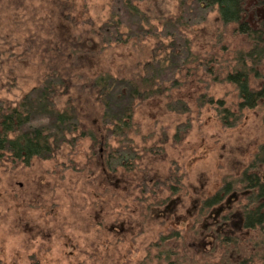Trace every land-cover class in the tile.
Segmentation results:
<instances>
[{
    "label": "rangeland",
    "instance_id": "1",
    "mask_svg": "<svg viewBox=\"0 0 264 264\" xmlns=\"http://www.w3.org/2000/svg\"><path fill=\"white\" fill-rule=\"evenodd\" d=\"M24 1L0 0V75H6L0 78L1 97L12 102L47 75H63L67 82L52 87L48 101L57 107L61 105L57 101H73L81 128L89 132L102 129L100 102L87 85L101 70L135 78L140 94H159L141 101L133 114L132 145L125 147L123 159L128 182L121 185L129 188L133 181L131 191L121 192L102 174L106 148L94 146L91 137L76 138L50 160L0 164L2 262L169 264L171 256L173 264H264V223L253 228L243 224L244 214L260 209L263 202L248 183L240 182L251 164L247 171L264 181V166L256 158L264 146V104L242 108L236 87L225 80L237 66L236 53L253 49L254 34L248 37L233 26H223L216 9L205 13L196 0H133L165 37L133 34L125 44L103 51L90 48L97 58L65 57L57 52L59 34L66 38V29L80 34L90 29L88 22L100 24L108 16V0H76L73 12H83L77 26L55 19L53 0L25 5ZM251 3L248 0V19L257 25L264 7ZM47 11L54 14L46 23L42 17ZM173 18L185 24L179 22V33L168 36L175 30L165 23H174ZM127 31L133 33L136 27ZM185 39L192 53L186 51ZM167 53L176 55V65L173 58L170 62L163 57ZM160 58L164 62L156 60ZM202 58L207 64H200ZM148 62L161 66L158 78L168 84L158 91L159 82L140 73ZM258 71V76L249 77L252 90L263 86L264 62ZM174 80L181 81L176 91L170 84ZM203 94L223 104L217 108L209 100L201 101ZM152 142L158 146L145 149ZM145 177L158 181L142 185L137 201L135 183ZM226 184L231 190L221 195L223 201L198 215L197 200L213 196ZM156 191L162 200L158 205L171 203L164 215L148 200ZM122 199L127 203L118 201Z\"/></svg>",
    "mask_w": 264,
    "mask_h": 264
},
{
    "label": "trees",
    "instance_id": "2",
    "mask_svg": "<svg viewBox=\"0 0 264 264\" xmlns=\"http://www.w3.org/2000/svg\"><path fill=\"white\" fill-rule=\"evenodd\" d=\"M34 1L38 2V4L42 2V0H25L23 3L25 5ZM75 2L76 0H53L56 9L55 19L60 17L62 23L66 24V26H77L83 12L82 10L77 13L73 12L72 7L76 4ZM253 2L256 6L264 7V0H252ZM196 3L205 13H209L212 8L216 9L223 26H233L234 30H238L240 34H246L248 37L254 34L255 37L250 39L253 49L251 51L244 49L236 53L237 66L226 73L228 75L225 80L235 84L237 87L242 108L253 109L258 106L261 100L264 103V82L261 90L256 92L250 89L249 83L250 75L255 74L258 76L260 73L258 71L259 65L264 62V14L256 19L259 22L255 25L248 19L251 13V8H248V0H196ZM107 7L109 9L108 16L99 20L100 24L98 22L97 24L96 20L90 21L87 23L90 29H85L80 34L66 29V38L59 34L56 40L57 52L62 53L65 57L75 55L72 56L73 58L92 55L93 58H97L95 50L103 51L113 44H125L128 42L127 37L133 34H138L144 39L152 36L158 37L159 35L165 37L161 31L159 32L156 25L152 23V19L150 20L141 8L138 9L134 5L133 0H108ZM53 14L52 11H47L42 17L44 22L50 20V16ZM253 15L257 17L255 14ZM136 17L139 20H136ZM181 18H183L182 15ZM133 19L134 21H132ZM173 20L174 23H171L170 20L165 23V25L170 28L173 27L172 29L175 30L173 33L168 32V36L179 33L176 30H178L177 27L180 21L178 19H176L178 21H175L174 18ZM51 23L53 21L49 24L51 25ZM180 24L182 26L185 24L182 19ZM134 26L136 31L133 33L127 31L128 29L132 32ZM81 36L83 37L82 39ZM93 44L96 46L93 47ZM184 46L188 53H192L188 39H185ZM90 48H95V50ZM165 56L168 59L167 61L170 60V62L173 58V65H176V55L170 57L169 53H167L163 57ZM88 57L86 56L85 59ZM162 58L156 60H160L162 63L165 60ZM189 58L193 60L194 55L191 54ZM89 60L93 61L92 59ZM200 61L201 65L207 64L205 58ZM142 69L139 70H142L140 72L141 75L152 76L159 82L156 86V91L162 85H168L161 82L158 78L161 66L148 62ZM5 76L0 75V78ZM49 76L47 75L43 81H39L28 91L21 93L12 102H10V98L0 96V164L11 161V163L28 165L36 157L50 160L55 156L58 149L68 144H73L77 141L75 140L76 138L91 137L94 146L100 144L106 148L105 168L108 171L118 173L122 172L120 171L122 169L127 172L128 170L123 162L126 154L124 149L132 145L133 114L141 101L148 100L159 93L151 91L150 93L140 94L134 83L135 78L125 79L120 74L113 73L110 70H101L99 74L90 78V83H87L89 87L95 90L101 106L100 115L104 133L101 134L100 130H97L95 134L91 130L88 132L81 128L77 107L73 101L70 100L64 103L57 101L58 104L61 103L59 107H57L55 101H48V91L56 85L61 86L67 82L63 75ZM1 84L4 85L5 82H1ZM170 84H172V89L176 91L181 81L174 80ZM0 89L2 90L3 88ZM203 97H207V95H203ZM219 103L223 104L222 100ZM176 104L174 105L175 108L178 107V104ZM222 119H224L225 124L230 120L229 116L222 117ZM152 147L154 146L151 145L145 149L150 151L153 149ZM247 170H245V174L243 173L244 176H241L240 182L248 183L249 188L252 191H256L257 197L255 192L253 196L263 202L260 206L261 208H257L256 211H262V209L264 210V181L257 174H249ZM219 195L212 202L208 201L207 203L210 205L216 204L220 201L217 198ZM158 199H160L159 194ZM252 216L256 219L258 225L263 223V214L254 212ZM249 226L251 225L249 224ZM171 237L173 236L171 235ZM159 239L162 240L163 238L159 236ZM168 260L170 261L169 264H173L171 256H169ZM0 264L8 263L2 262L0 258Z\"/></svg>",
    "mask_w": 264,
    "mask_h": 264
},
{
    "label": "flooded vegetation",
    "instance_id": "3",
    "mask_svg": "<svg viewBox=\"0 0 264 264\" xmlns=\"http://www.w3.org/2000/svg\"><path fill=\"white\" fill-rule=\"evenodd\" d=\"M86 56H91V55H86ZM89 62H91V65L93 64V61H91V60H89ZM226 79V78H225ZM233 84V83H232ZM234 86H235V84H233ZM236 87V86H235ZM263 87V86H262ZM261 87V88H262ZM261 88H259L258 90H252L251 89V87H250V89L252 90V91H254V92H256V91H259V90H261ZM236 89H237V87H236ZM238 91V90H237ZM204 95V94H203ZM203 95H200V100L201 101H204V102H207V100H209L207 103L209 104V103H214L215 104V106L218 108V106H221L222 104H220L219 102H220V100H215V99H208L207 97H203ZM238 95H239V92H238ZM239 99H240V97H239ZM260 103H263V100H261V102ZM264 104V103H263ZM229 122V121H228ZM96 132H97V130H93V133H95L96 134ZM101 134H103L104 133V129L102 128L100 131H99ZM153 144V146H156L155 145V143L154 142H152ZM147 148V147H146ZM153 148V147H152ZM263 148V152L262 153H258V155H257V157L256 158H258V157H260V165H263L264 166V146L262 147ZM102 151H103V149H102ZM104 157H105V154H104ZM34 159H40V158H34ZM34 159H32V161L34 160ZM41 160H44V159H41ZM31 161V162H32ZM257 161H258V159H257ZM31 162H30V164H31ZM23 164V163H22ZM30 164H28V165H30ZM25 165V164H24ZM102 166H103V164H102ZM251 166H252V164L250 165V167H248V169H250L251 170ZM121 171V170H120ZM245 172V171H244ZM126 173V171H122V172H119L118 174L117 173H115V172H113V173H111L110 171H108L106 168H105V166H104V168L102 169V174H105L107 177H108V181L111 183V186L113 185V186H115V188H119V190H121V192H124V193H126V192H128L130 189V187H132L133 188V186H134V183H133V181L129 184V188L128 187H123V186H121L122 185V183H127L128 181L127 180H125L126 179V176L124 175ZM119 174H121V175H119ZM249 174H253V173H249ZM121 177H123L122 179H121ZM143 181V182H142ZM155 181V182H154ZM158 180H157V178L156 177H150V178H148V177H145L144 179H139V181L137 182V183H135V187L138 189V191L135 189V191L137 192L136 193V199H137V201H140V199H139V189L141 188V186L143 185V186H147L148 185V182L149 183H151V185H154V183L156 184V182H157ZM146 184H145V183ZM231 185L230 184H226L225 186H223V188H221L219 191H220V193H218L217 191V193H215L213 196H209V197H205V196H203V197H201L200 199H198L197 200V205L195 206V210L197 211V213H198V215H200V213H202V210L204 211V209H209V208H211V207H213V206H215L216 204H220L222 201H223V197L221 196L222 194H226V193H228V192H230V190H231ZM94 191H97V185L94 187ZM131 191V190H130ZM129 194H130V192H129ZM152 194H154V195H152L151 197H149L148 198V200L151 202V203H153V207H154V205L155 206H157L158 208H156L154 211H157V212H159L160 214H162V215H164L165 213H166V211H168L169 210V206H170V204L171 203H169V205H167V207H164V208H162L163 206H161V205H158V202H162V200L161 199H158V194H157V191L156 192H154V193H152ZM220 194V195H219ZM123 195H125V194H123ZM217 195H219V197H217V198H219L220 199V201L219 202H217L216 204H213V205H210V204H208L207 202L208 201H211L212 202V200L213 199H215V197L217 196ZM127 196H128V194H127ZM253 196V195H252ZM128 198V197H127ZM115 200H117L116 198H115ZM118 201H123L124 203H127V201L126 200H118ZM231 202V199H230V197H228V199H227V201H226V204H228L229 203V205L231 204L230 203ZM262 202V201H261ZM141 205V204H140ZM221 206V205H220ZM224 206V205H223ZM223 206L222 207H220L219 208V212H218V215L219 214H221L222 212V208H223ZM138 207H140V206H138ZM254 212H259V213H261V214H263L264 215V211H256V210H252V211H250V212H247V213H245L244 215V219H243V224H248V225H246V226H244V227H246V228H253L255 225H257V223L256 222H254V221H249V218H252L253 216V214H254ZM247 215V216H246ZM247 219H246V218ZM242 223V222H241ZM240 223V224H241ZM263 223H264V221H263ZM263 223H261V225L263 224ZM249 224L251 225V226H249ZM253 225V226H252ZM249 226V227H248Z\"/></svg>",
    "mask_w": 264,
    "mask_h": 264
}]
</instances>
